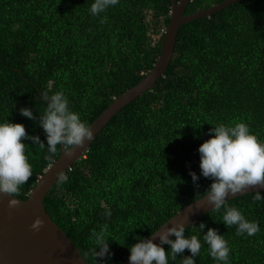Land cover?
I'll list each match as a JSON object with an SVG mask.
<instances>
[{
  "label": "trees",
  "instance_id": "16d2710c",
  "mask_svg": "<svg viewBox=\"0 0 264 264\" xmlns=\"http://www.w3.org/2000/svg\"><path fill=\"white\" fill-rule=\"evenodd\" d=\"M221 1L190 0L185 13ZM92 2L0 0V122L21 123L45 144L22 140L33 172L16 196L21 199L61 152L58 145L46 159L39 124L43 94L63 90L72 110L90 125L159 56L171 0H119L99 16L90 14ZM23 107L33 110L35 120L20 115ZM240 121L264 142V0H239L184 23L165 73L111 118L63 173L66 182L57 179L44 198L45 209L88 264H96L91 233L106 227L113 253L105 257L107 264H121L137 240L206 194L212 180L200 174L198 147L214 125ZM255 193L226 201L259 223L253 236L226 227L225 208L186 227L185 236L196 235L202 243L196 264H217L203 242L201 222L203 231L215 228L224 235L230 264H264V200L254 201ZM190 254L185 249L175 260L169 256V264H182Z\"/></svg>",
  "mask_w": 264,
  "mask_h": 264
},
{
  "label": "clouds",
  "instance_id": "9594fccd",
  "mask_svg": "<svg viewBox=\"0 0 264 264\" xmlns=\"http://www.w3.org/2000/svg\"><path fill=\"white\" fill-rule=\"evenodd\" d=\"M118 3L119 0H93L89 12L92 16H99ZM105 19L103 17L101 22ZM43 100L46 108L40 114L39 124L44 130L47 152L50 154L46 159L57 152L58 145L65 148L83 147L86 141L93 139L91 127L81 119L78 112L72 110L63 90L50 96L44 93ZM19 112L22 117L35 120L32 109L23 107ZM208 134L209 138L198 147L200 174L212 180L205 191V198L212 209L225 208L222 222L226 227L235 225L237 235L253 236L260 230L259 223L248 220L238 208L227 207L226 197L251 186L264 188V142L243 121L218 123L208 130ZM23 139L41 148L45 147L39 135L27 133L23 124L0 122V193L12 197L19 194L20 188L28 182L33 172L26 155L27 144L22 142ZM189 175L194 185L199 187L196 184L199 179L196 172L190 171ZM67 180L66 175L59 176L61 183ZM253 199L261 201L264 196L257 191ZM17 204V199L9 201V207ZM43 223L42 219L37 218L31 227L38 231ZM205 227V223L199 224L204 233L203 242L208 246V254L217 264H230L231 248L224 235L215 228H208L205 232ZM185 230V223L177 222L159 231L158 243H154L151 237L140 238L129 247V264H169V256L175 260L177 254H182L185 249L191 254L181 258L182 264H196L195 258L201 252L202 243L196 235L186 237ZM156 233L157 231L153 232L151 236H156ZM91 239L94 243L91 252L96 264L97 257L100 258V264H107L105 257L110 259L113 253L110 251L106 227L99 231L93 230ZM165 245L170 248V252H166Z\"/></svg>",
  "mask_w": 264,
  "mask_h": 264
},
{
  "label": "water",
  "instance_id": "95a60500",
  "mask_svg": "<svg viewBox=\"0 0 264 264\" xmlns=\"http://www.w3.org/2000/svg\"><path fill=\"white\" fill-rule=\"evenodd\" d=\"M189 1L171 0L169 22L163 29L160 53L155 64L138 83L114 98L89 125L93 131V139L86 141L83 147L61 146L58 158L39 176L25 199L0 193V264H88L77 246L49 216L44 206V198L59 176L85 155L97 134L111 118L128 103L155 86L173 57L180 27L193 19L209 16L239 0H223L206 9L186 14L185 8ZM257 191H264V188L258 185L247 187L235 195H229L226 201ZM205 196L206 194L187 204L163 222L154 231H157L156 236H149L153 242L158 243L159 231L164 228L177 222H183L187 227L212 210ZM12 199L18 200L17 206L9 207V201ZM37 218L44 222L38 231L31 227ZM128 257L121 264H129Z\"/></svg>",
  "mask_w": 264,
  "mask_h": 264
}]
</instances>
